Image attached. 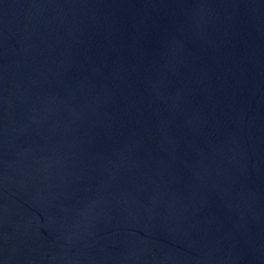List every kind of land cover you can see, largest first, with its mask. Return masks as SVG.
<instances>
[{
	"label": "water",
	"instance_id": "1",
	"mask_svg": "<svg viewBox=\"0 0 264 264\" xmlns=\"http://www.w3.org/2000/svg\"><path fill=\"white\" fill-rule=\"evenodd\" d=\"M0 264H264V0H0Z\"/></svg>",
	"mask_w": 264,
	"mask_h": 264
}]
</instances>
